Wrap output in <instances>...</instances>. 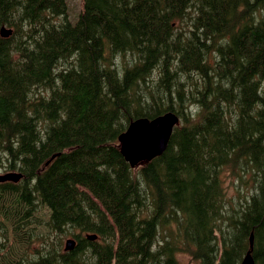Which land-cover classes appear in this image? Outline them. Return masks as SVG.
Segmentation results:
<instances>
[{"label":"trees","instance_id":"16d2710c","mask_svg":"<svg viewBox=\"0 0 264 264\" xmlns=\"http://www.w3.org/2000/svg\"><path fill=\"white\" fill-rule=\"evenodd\" d=\"M81 10L72 22L65 0H0V165L22 175L0 184L12 226L8 247L0 221V264L28 254L29 264H180L182 253L242 264L251 236L264 264V0H83ZM211 81L237 96L234 108ZM170 112L180 123L166 152L132 167L119 137ZM33 196L46 221L20 207Z\"/></svg>","mask_w":264,"mask_h":264},{"label":"rangeland","instance_id":"374dc122","mask_svg":"<svg viewBox=\"0 0 264 264\" xmlns=\"http://www.w3.org/2000/svg\"><path fill=\"white\" fill-rule=\"evenodd\" d=\"M66 1V6L68 8V12H69V16H67V18L69 20H71L72 22H75L78 17H79V14L80 12L82 11V7H83V0H65ZM55 22L59 23V19H55L54 20ZM198 43V46L200 48H202L204 51H205V45L203 43ZM217 61H219L218 58H215V55L210 53V56H209V63H210V66L211 67H215L216 64H217ZM119 65L120 66H123L124 65V61L120 60L119 61ZM172 70L174 73H176L175 77L176 78H179L182 82L186 83L187 82V78L185 76L182 75V72L180 71V69L178 67H173L172 66ZM195 80L198 82V85L199 86H202V80L201 78H203L200 74H197L195 73ZM154 80H155V83H157L159 81V74L156 73L155 76L153 77ZM205 88L207 91L211 92V93H217L219 94L221 97H223L224 99H226V102H227V106L230 107V108H234L237 104V102L239 101L237 99V96H233V97H229L226 90H225V86L222 84H219V83H216V82H213L211 81L210 83H206L205 84ZM195 111V107H193V112ZM0 144H1V140H0ZM262 161L264 162V158L262 159ZM8 172H13V171H6L3 167H1L0 165V175H4ZM225 172V176L227 178V181H228V184H230L232 181H235V183H238V181H236V176H234L233 174H229V172L227 170L224 171ZM250 176V174H248V177ZM14 183V182H13ZM244 186L246 189H249V188H252V181L249 180L248 181V184L247 185H242ZM233 190H230V193H232ZM7 197V195L5 196V198ZM34 198H32L31 200V206H20L22 207L23 209H27L31 212H34L35 215L37 216V218H40L41 220H44L46 221V219L49 217V214H50V211L48 210V208H44V206L42 205V203L40 201H38L36 199L35 196H33ZM1 201V199H0ZM35 208H38V210ZM0 221H3L4 223H6L7 227H8V233H7V237H8V247L11 246V241H10V237H12V226H10V224H8L7 221L3 220V218H0ZM38 222V221H36ZM39 223H43L42 225H44V222L43 221H39ZM40 231H43V232H47L46 229L44 228H40ZM163 233L164 232H161L160 234V231H159V236H157V240L155 239L156 241V244L157 243H160V241L162 240V236H163ZM70 238H73L72 236H70ZM38 244V242L36 240H34L32 242V245L33 247L35 248V246ZM7 247V252H8V248ZM25 248H26V243L23 241L22 243V249L19 253V256L24 254L25 252ZM5 250H1V247H0V255L1 254H5ZM26 257H30V255L28 254V256ZM26 257H25V260H24V263L25 264H29L26 262ZM179 262L180 264H193V262H191V259H190V256L186 255V254H180L179 255ZM31 262V261H30ZM115 264V263H114Z\"/></svg>","mask_w":264,"mask_h":264},{"label":"water","instance_id":"95a60500","mask_svg":"<svg viewBox=\"0 0 264 264\" xmlns=\"http://www.w3.org/2000/svg\"><path fill=\"white\" fill-rule=\"evenodd\" d=\"M11 33L12 31L10 30L6 31V34L8 35H10ZM156 121H161L168 124L167 133L162 132V129H160V125L157 124ZM156 121L149 122L148 120H140L131 126L130 130L126 135L124 134L120 137V141L122 142V154L126 157L127 160H129L131 157H134L135 154L139 150H141V148H143V146L149 147L147 149V154L149 155V158L146 159L155 157L158 154H161L166 148H168L173 130L179 124V118L174 113H169L157 119ZM140 127H145L147 129L148 135H146L145 138H141V136L134 135ZM158 130L160 132H157ZM137 160L138 159H136L134 163ZM21 178L22 176L20 174H17L15 172H9L4 175H0V184L5 182L17 183L21 180ZM93 239H95V237H93ZM251 242H253V236H251ZM76 245V239L70 238L66 241V250L72 251L75 249ZM243 264H255L254 259L251 256V252L247 254L246 258L243 261Z\"/></svg>","mask_w":264,"mask_h":264},{"label":"bare ground","instance_id":"6f19581e","mask_svg":"<svg viewBox=\"0 0 264 264\" xmlns=\"http://www.w3.org/2000/svg\"><path fill=\"white\" fill-rule=\"evenodd\" d=\"M12 31V33H13V30L12 29H8V28H2V30H1V34H2V37H4V38H9L11 35H12V33L10 34V35H8V34H6V31ZM8 35V36H7ZM170 113H172V112H170ZM167 114H169V113H166V114H164V115H162V116H159V117H157V118H155V119H153V120H150V119H147V118H141V119H138V120H136V121H133L131 124H130V126L128 127V129L126 130V132H124L122 135H126L127 133H128V131L130 130V128H131V126L133 125V124H135L136 122H138V121H140V120H148L149 122H155L157 119H159V118H161V117H163V116H165V115H167ZM157 122V121H156ZM157 124H159L160 125V129H162V132L163 133H167V130H168V124H166V123H164V122H161V121H159V122H157ZM157 132H160L159 130L157 131ZM121 135V136H122ZM135 136H141V138H145L146 137V135H148V132H147V129L145 128V127H140L138 130H137V132H135V134H134ZM120 136V137H121ZM153 136V135H152ZM156 136V135H155ZM120 137H119V143H120V147H121V154H122V142L120 141ZM140 138V137H139ZM147 139V138H146ZM171 139V138H170ZM144 140V139H143ZM170 142V141H169ZM149 147L148 146H143V148H141V150H139L136 154H135V156L134 157H131L129 160H127L126 159V157L122 154V156L125 158V160L132 166V167H137V166H139L140 164H142V163H145V162H150V161H152V160H154L155 158H158V157H160V156H162L165 152H166V150L168 149V148H166L161 154H158L157 156H155V157H152V158H150V159H146V158H149V155L147 154V149H148ZM125 150V149H124ZM163 150V149H162ZM136 159H138L135 163H134V161L136 160ZM17 174H19V173H17ZM21 175V174H20ZM22 176V175H21ZM22 179V178H21ZM93 237H95V239H93ZM97 239V237L96 236H90L89 237V240H96ZM76 242H77V240H76ZM77 245H78V242H77ZM77 245H76V247H77ZM75 247V248H76ZM251 248L253 249V242H251ZM252 249L250 250V252H251V256H252ZM65 250H66V243H65ZM75 250V249H74ZM74 250H72V251H74ZM67 251V250H66ZM67 252H71V251H67ZM247 256V255H246ZM246 258V257H245ZM244 258V259H245ZM253 258V257H252ZM254 259V258H253ZM244 261V260H243ZM254 263H255V261H254ZM242 264H243V262H242Z\"/></svg>","mask_w":264,"mask_h":264}]
</instances>
